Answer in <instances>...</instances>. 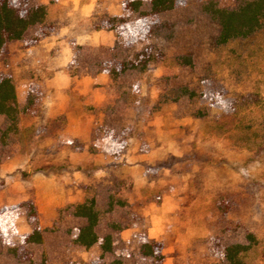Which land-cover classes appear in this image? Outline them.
Listing matches in <instances>:
<instances>
[{
    "label": "rangeland",
    "instance_id": "374dc122",
    "mask_svg": "<svg viewBox=\"0 0 264 264\" xmlns=\"http://www.w3.org/2000/svg\"><path fill=\"white\" fill-rule=\"evenodd\" d=\"M21 1L26 7L38 5V0ZM102 1L111 10L121 2ZM202 1L186 0L160 15L171 24V36H146L128 48L73 45L71 75L103 73L105 62L149 46L167 58L144 73L122 74L120 97L107 94L106 84L94 86L99 101H87L88 115L70 124L89 127L86 143L67 131L64 116L48 113L43 71L32 57H27L32 65L24 60V41L3 50L0 74L12 76L19 103L35 90L36 102L21 116L18 134L0 141L4 232L17 243L30 231L23 208L14 206L33 202L43 229V244L29 246L33 263L43 256L46 264H109L115 258L122 264H150L138 253L137 235H147L153 222L152 229L164 232L163 259L173 264H228L223 248L248 244V233L256 243L243 261L264 264V35L217 48L219 27L201 11ZM216 1L233 8L237 0ZM106 11L94 14L93 27L103 28L113 16ZM47 26L29 28L24 39L46 32ZM183 55L191 57L192 66L174 63ZM182 86L200 95L160 101ZM77 98L71 95V103ZM53 102L61 100L52 95ZM5 126L0 116V130ZM107 131L126 137L117 155L103 151ZM91 197L99 211L96 234L113 241L112 251L102 257L97 247L84 250L73 243L85 221L72 215V206ZM124 229H133V237L123 240ZM0 264L32 263H18L0 243Z\"/></svg>",
    "mask_w": 264,
    "mask_h": 264
},
{
    "label": "trees",
    "instance_id": "16d2710c",
    "mask_svg": "<svg viewBox=\"0 0 264 264\" xmlns=\"http://www.w3.org/2000/svg\"><path fill=\"white\" fill-rule=\"evenodd\" d=\"M186 0H121V13L109 17L101 27L110 30L115 37V45L128 48L138 40L146 36H171V24L160 20V15L181 8ZM147 6V9L143 7ZM205 13L218 27L215 38L217 48H225L241 41H247L259 35H264V0H237L233 8L219 5L216 0H205L200 5ZM46 6L35 5L26 7L21 0H0V55L7 44L15 41H24V48L35 44L46 32L38 31L36 36L29 40L24 39L25 32L39 24L43 25L46 17ZM134 16V17H132ZM167 58L163 52L149 46L134 52L128 58H113L104 63L103 73L107 74L108 81L105 85L107 94L121 96L117 87L118 78L127 71L144 73L150 65L164 63ZM174 63L184 66H192L190 56L183 55L174 59ZM35 90H31L23 104H20L16 87L12 76L0 74V116L6 122L3 130H0V141L6 142L9 134H18L19 122L23 115L31 113L36 102ZM196 91L182 86L171 89L160 96L162 103L177 101L181 97L196 98ZM106 146L103 151L111 155H117L126 147L125 135L105 132ZM14 207H22L25 212L26 222L31 226L30 231L20 234L17 243L14 236L6 235L2 223V214L6 208L0 209V243L15 258L18 263L46 264L42 256L40 262L32 261L33 251L29 246H41L43 244V229L38 224L35 205L31 201L19 203ZM73 216L84 219L85 223L78 227L73 238V243L84 250L97 247L100 257L112 251L113 241L110 235L99 237L95 227L99 222V211L93 197L84 198L83 201L72 206ZM139 255L150 264H161L163 261L162 243L149 239L146 234H138ZM248 244H230L223 248L222 256L228 264H246L243 256L252 245L256 243L252 234H247ZM109 264H122L119 258L113 259Z\"/></svg>",
    "mask_w": 264,
    "mask_h": 264
},
{
    "label": "crops",
    "instance_id": "0c3cea01",
    "mask_svg": "<svg viewBox=\"0 0 264 264\" xmlns=\"http://www.w3.org/2000/svg\"><path fill=\"white\" fill-rule=\"evenodd\" d=\"M102 0H38L37 4L46 6L47 23L46 34L35 44L25 48L24 60L32 65L27 57L40 65L43 71V80L49 93L47 109L51 116H64L67 131L79 141L86 143L88 140L89 127L83 126V130L70 127L73 122H80L85 119L88 112L83 110V105H89L95 99L94 86L105 85L108 77L103 73L71 75L69 69L72 59L75 57L73 45L82 49L96 48L99 46L111 47L115 43V37L110 30L95 28L91 19L94 14L101 12L104 8L106 13L118 15L120 7L110 9L103 7ZM109 10V11H108ZM39 26V24H37ZM17 95V94H16ZM52 95L61 100L60 104H51ZM71 95H77L81 99L78 103H71ZM89 102L86 103V102ZM76 102V101H74ZM74 132H73V131ZM84 131V132H82ZM87 132V135H86ZM147 230V237L155 241H161L164 232H157L155 226L150 224ZM133 229H124L120 237L125 240L133 237ZM96 232V231H95ZM164 254V253H163ZM123 263V262H122ZM161 264H173L172 260L164 257Z\"/></svg>",
    "mask_w": 264,
    "mask_h": 264
}]
</instances>
